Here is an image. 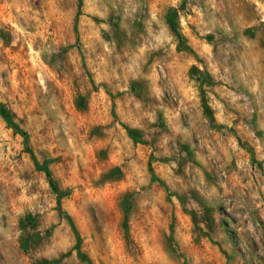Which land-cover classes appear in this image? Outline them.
<instances>
[{
    "label": "rangeland",
    "instance_id": "1",
    "mask_svg": "<svg viewBox=\"0 0 264 264\" xmlns=\"http://www.w3.org/2000/svg\"><path fill=\"white\" fill-rule=\"evenodd\" d=\"M0 103V264H264V0H0Z\"/></svg>",
    "mask_w": 264,
    "mask_h": 264
},
{
    "label": "trees",
    "instance_id": "2",
    "mask_svg": "<svg viewBox=\"0 0 264 264\" xmlns=\"http://www.w3.org/2000/svg\"><path fill=\"white\" fill-rule=\"evenodd\" d=\"M172 28L174 29L175 32H177L173 23H172ZM0 110L5 114L8 123L14 125L17 129H20V127L15 122H13L11 114L8 112L5 106L1 103H0Z\"/></svg>",
    "mask_w": 264,
    "mask_h": 264
}]
</instances>
